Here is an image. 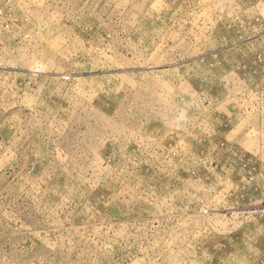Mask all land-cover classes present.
Wrapping results in <instances>:
<instances>
[{"label": "rangeland", "instance_id": "obj_1", "mask_svg": "<svg viewBox=\"0 0 264 264\" xmlns=\"http://www.w3.org/2000/svg\"><path fill=\"white\" fill-rule=\"evenodd\" d=\"M0 264H264V0H0Z\"/></svg>", "mask_w": 264, "mask_h": 264}]
</instances>
